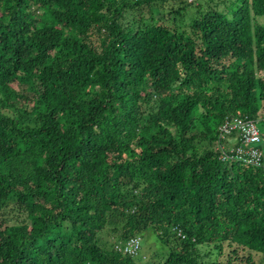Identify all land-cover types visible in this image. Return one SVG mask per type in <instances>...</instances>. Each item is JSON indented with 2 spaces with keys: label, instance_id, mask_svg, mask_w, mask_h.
Segmentation results:
<instances>
[{
  "label": "trees",
  "instance_id": "1",
  "mask_svg": "<svg viewBox=\"0 0 264 264\" xmlns=\"http://www.w3.org/2000/svg\"><path fill=\"white\" fill-rule=\"evenodd\" d=\"M197 1L0 0V264H259L264 0Z\"/></svg>",
  "mask_w": 264,
  "mask_h": 264
},
{
  "label": "built area",
  "instance_id": "2",
  "mask_svg": "<svg viewBox=\"0 0 264 264\" xmlns=\"http://www.w3.org/2000/svg\"><path fill=\"white\" fill-rule=\"evenodd\" d=\"M234 134L236 135L233 139H237L239 143L227 148L224 141ZM218 143L224 160L233 159L247 165L264 167V141L262 142V134L256 120L243 116H233L226 120L220 128ZM141 246L142 238L135 236L117 244L116 248L125 254L138 255Z\"/></svg>",
  "mask_w": 264,
  "mask_h": 264
},
{
  "label": "rangeland",
  "instance_id": "3",
  "mask_svg": "<svg viewBox=\"0 0 264 264\" xmlns=\"http://www.w3.org/2000/svg\"><path fill=\"white\" fill-rule=\"evenodd\" d=\"M191 7H194L193 5L196 4L197 0H190ZM257 22L264 24V16H260L257 18ZM96 36H94V39ZM259 127L262 129L264 133V122L258 123ZM142 238V246L140 249L139 254L137 255V259L141 261V263L146 262H155L157 263L161 257H163V250H158L159 247H161V242L158 240L155 234L145 232L144 235H138ZM107 237V235H106ZM117 239H115L116 241ZM163 255V256H162ZM255 259L259 264H264V255L263 254H256Z\"/></svg>",
  "mask_w": 264,
  "mask_h": 264
}]
</instances>
